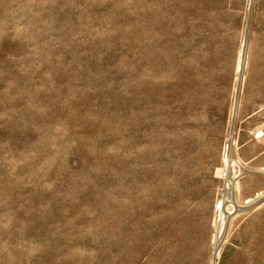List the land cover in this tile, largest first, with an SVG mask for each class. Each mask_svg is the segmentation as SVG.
I'll return each mask as SVG.
<instances>
[{"label": "rangeland", "instance_id": "obj_1", "mask_svg": "<svg viewBox=\"0 0 264 264\" xmlns=\"http://www.w3.org/2000/svg\"><path fill=\"white\" fill-rule=\"evenodd\" d=\"M263 123L264 0H0V264H264Z\"/></svg>", "mask_w": 264, "mask_h": 264}, {"label": "built area", "instance_id": "obj_2", "mask_svg": "<svg viewBox=\"0 0 264 264\" xmlns=\"http://www.w3.org/2000/svg\"><path fill=\"white\" fill-rule=\"evenodd\" d=\"M253 137L257 140L264 138V123L254 132Z\"/></svg>", "mask_w": 264, "mask_h": 264}, {"label": "bare ground", "instance_id": "obj_3", "mask_svg": "<svg viewBox=\"0 0 264 264\" xmlns=\"http://www.w3.org/2000/svg\"><path fill=\"white\" fill-rule=\"evenodd\" d=\"M235 111V110H234ZM235 114V113H234Z\"/></svg>", "mask_w": 264, "mask_h": 264}]
</instances>
